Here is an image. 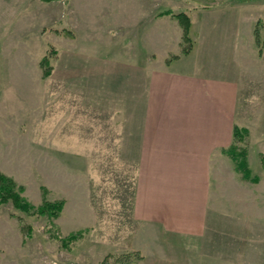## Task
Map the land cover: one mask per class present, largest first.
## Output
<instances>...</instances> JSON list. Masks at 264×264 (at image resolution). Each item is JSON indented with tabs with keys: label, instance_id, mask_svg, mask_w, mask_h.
Masks as SVG:
<instances>
[{
	"label": "rangeland",
	"instance_id": "rangeland-1",
	"mask_svg": "<svg viewBox=\"0 0 264 264\" xmlns=\"http://www.w3.org/2000/svg\"><path fill=\"white\" fill-rule=\"evenodd\" d=\"M166 11L189 17L191 44ZM232 25L253 36L260 61H250L237 112L250 177L222 150L231 162L212 171L218 225L181 236L141 216L139 155L116 153L110 104L127 61H157L180 34L181 52L205 53ZM0 72V173L33 210L63 202L57 218L0 203V264H264V0H0ZM35 77L38 109L17 113L15 93L29 95ZM142 203L162 215L156 200ZM78 234L68 246L55 238Z\"/></svg>",
	"mask_w": 264,
	"mask_h": 264
},
{
	"label": "crops",
	"instance_id": "crops-1",
	"mask_svg": "<svg viewBox=\"0 0 264 264\" xmlns=\"http://www.w3.org/2000/svg\"><path fill=\"white\" fill-rule=\"evenodd\" d=\"M234 27L223 35L209 37L205 53L197 45L184 56L180 34L173 43L177 46L163 47L164 54L158 55L157 61L147 56L127 61L125 83H119L110 104L119 140L115 146L121 148L116 153L139 155V202L146 208L141 216L157 220L181 236L199 239L218 225L219 214L210 210L212 171L220 166L230 169L231 160L222 150L233 144L234 129L241 127L237 112L244 76L250 61L252 65L259 61L253 36L242 35ZM174 29L181 33L180 26ZM170 56L178 58L167 64ZM36 79L32 83L35 89H25L29 95L16 92L24 83L14 85L13 107L17 113L22 105L38 109ZM46 83L52 88L53 83ZM51 92L49 102L53 99ZM4 121L1 112L0 123ZM153 200L162 213L158 218L149 216L151 208L142 203Z\"/></svg>",
	"mask_w": 264,
	"mask_h": 264
},
{
	"label": "trees",
	"instance_id": "trees-1",
	"mask_svg": "<svg viewBox=\"0 0 264 264\" xmlns=\"http://www.w3.org/2000/svg\"><path fill=\"white\" fill-rule=\"evenodd\" d=\"M161 16H174L178 21L181 27L183 28V40L189 44H191L190 40V19L186 14H178L173 15L172 12L166 11L160 14ZM184 56H187L190 54V48H185L182 52ZM178 57L173 56L168 62L177 59ZM46 61V60H45ZM44 61V62H45ZM43 62L42 65H45ZM51 75V70H46L44 72V77L47 78ZM247 136V131L239 129L238 127H235L234 129V141L233 144L227 149L224 150L225 154L230 157L236 166V171L240 174H242L244 179H249L250 171L247 164V155L246 150L242 149L239 145L244 141V139ZM257 179H254V182H256ZM23 191L22 187H18L16 183L7 176L0 173V203H7L9 201H12L15 208L24 211L26 213H30L31 215H38V216H47L50 218H57L59 217V214L63 207V202H54L49 203L45 202L43 206L39 207L36 210H33V207L21 196V192ZM80 234L73 235L66 239H60V237L57 235L55 236L56 239H59L61 244L69 245L71 241H75ZM67 245V246H68ZM134 262V261H133ZM131 262V263H133ZM130 262H124L122 264H128Z\"/></svg>",
	"mask_w": 264,
	"mask_h": 264
}]
</instances>
